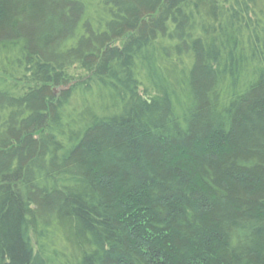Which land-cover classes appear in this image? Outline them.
<instances>
[{
    "label": "trees",
    "instance_id": "16d2710c",
    "mask_svg": "<svg viewBox=\"0 0 264 264\" xmlns=\"http://www.w3.org/2000/svg\"><path fill=\"white\" fill-rule=\"evenodd\" d=\"M0 264H264V0H0Z\"/></svg>",
    "mask_w": 264,
    "mask_h": 264
},
{
    "label": "water",
    "instance_id": "95a60500",
    "mask_svg": "<svg viewBox=\"0 0 264 264\" xmlns=\"http://www.w3.org/2000/svg\"><path fill=\"white\" fill-rule=\"evenodd\" d=\"M64 90V88H62Z\"/></svg>",
    "mask_w": 264,
    "mask_h": 264
}]
</instances>
